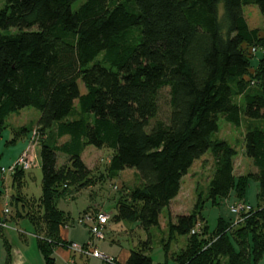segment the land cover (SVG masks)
I'll use <instances>...</instances> for the list:
<instances>
[{
	"label": "trees",
	"instance_id": "1",
	"mask_svg": "<svg viewBox=\"0 0 264 264\" xmlns=\"http://www.w3.org/2000/svg\"><path fill=\"white\" fill-rule=\"evenodd\" d=\"M5 1L0 9V137L11 113L38 109L36 134L22 126L6 143L25 135L37 138L43 170L42 193L36 196L21 191L32 168L17 167L6 175L0 166L1 181L6 176L17 188L10 194L15 211L12 204L8 213L0 210L5 264L12 259V242L4 224L23 219L33 226L43 264H60L55 248L72 242L63 239L61 229L75 220L58 201L127 168L136 169L142 182L117 188L121 193L109 219L137 222L149 231L179 195L183 177L208 151L215 168L207 194L212 204L232 190L238 202L248 203L244 196L251 178L260 183V202L239 213L236 222L220 217L210 232L202 213L206 200L199 198L192 212L168 222L169 235L162 239L166 253L176 235H188L175 256L180 264H221L223 259L260 264L264 126L246 132L244 152L258 170L241 176L234 172L236 148L213 134L220 115L236 124L243 113L264 119V34L249 25L244 10L257 5L264 17V0H84L77 9L78 0ZM259 50L262 56L252 67ZM165 88L169 114L162 118ZM236 98L244 99L245 107ZM90 145L112 150L107 173L96 174L85 163ZM60 154L66 156L63 164ZM88 208L79 221L93 232L85 218L97 222L101 208ZM140 243L143 247L132 248L125 262L74 251L79 258L73 264H93L91 257L103 264H153L147 251L151 239ZM86 246L102 252L92 240Z\"/></svg>",
	"mask_w": 264,
	"mask_h": 264
},
{
	"label": "rangeland",
	"instance_id": "2",
	"mask_svg": "<svg viewBox=\"0 0 264 264\" xmlns=\"http://www.w3.org/2000/svg\"><path fill=\"white\" fill-rule=\"evenodd\" d=\"M84 0H78L73 4V8L77 9ZM5 0H0V9L4 6ZM245 14L248 18L249 25L251 27L259 28L261 33L264 34V17L260 12L257 5H247L244 7ZM262 51L259 50L251 60L252 67H256ZM82 86V85H81ZM83 90H84V86ZM168 91L169 88H165L162 91L160 100L161 113L160 116L165 118L169 114L168 105ZM236 101L240 102L245 107L244 99L236 98ZM40 117V111L34 107H25L19 111L11 113L7 119V128L3 132V136L0 137V166L10 167L26 150L29 146L34 148L31 155L38 159L40 155V144L36 142L37 138H33L32 141L26 135L20 138L15 144L7 145V140L13 138L16 130L22 126L29 128V131L33 133V136L38 131L37 124ZM264 126V119H254L247 117L244 113L241 115L240 124L227 121L224 116H219V130L213 134V139H220L227 141L231 146L236 148L237 156L235 157V174L236 176L246 175L251 172H257V167L254 165L253 159L246 156L244 152V137L247 130L250 127ZM30 134V133H29ZM30 141V142H29ZM112 155V150L109 148H97L95 146H88L84 153L83 159L92 172L100 174L101 172L107 173V162ZM66 162V156L60 154L59 164ZM214 161L211 151L205 153L200 159L196 160L193 166L190 168L189 173L183 177L182 187L179 195L171 202L169 207H166L160 216L159 225L153 226L149 231L144 230L138 223L129 221H113L112 218L107 222L104 233V238H98L93 236V232L90 231L89 223L83 220L79 221L80 216L84 214V210H97L101 208L102 212L109 214L111 217L116 212V199L120 196L118 187L122 186L133 187L139 185L142 179L136 169L127 168L123 170L118 176L110 178L106 177L105 181H98L97 184L83 189L81 192L74 195V197L65 199L61 198L58 201V206L68 212L74 218L75 223L62 227L61 234L67 241H72L62 247L57 245L55 248V254L60 264H67L68 259L71 258L70 264L75 262V259L79 258L78 253H74L72 250L73 243L81 245V247H87L86 242L94 241V246L99 248L105 255H117L126 253V250L130 252L132 248L143 247L140 243L142 240L151 239V248L148 249V253L153 259V264H160L167 262V264H180L175 256L187 245L188 235H176V239H173L169 248V253H166L164 245L162 243L163 238H167L169 235L168 222L175 221L177 215L183 213H190L193 211L198 199H205V207L202 213L209 226V231L214 230L219 222L220 217L226 220H232L234 222L239 220V213L231 211L232 207L238 203L234 190L231 194L224 198H219L218 204H212L210 199H207L209 191V183L214 173ZM8 175V173L6 174ZM43 170L42 167H33L29 171L27 182L22 188L23 193L41 195ZM0 173V210L5 207L7 202L10 208V194L15 192V189L11 185V179L3 177ZM260 189V183L258 180L251 178L247 190L245 193V200L254 207L259 204L258 193ZM13 194V193H12ZM13 205V204H12ZM11 208L15 211L14 205ZM241 211L240 213H242ZM5 235L12 242V259L8 264H43V257L40 253L37 240L33 233V226L27 219L17 221H9V227L5 228ZM75 241V242H74ZM85 255V254H84ZM93 264H103L102 260L91 257ZM7 260V251L3 243V238L0 237V264H5ZM221 264H226V260L223 259ZM260 264H264V257L260 261Z\"/></svg>",
	"mask_w": 264,
	"mask_h": 264
},
{
	"label": "built area",
	"instance_id": "3",
	"mask_svg": "<svg viewBox=\"0 0 264 264\" xmlns=\"http://www.w3.org/2000/svg\"><path fill=\"white\" fill-rule=\"evenodd\" d=\"M34 151V148L29 146L26 150L22 152V154L16 159V161L11 165L10 167H2V172L4 174H10L15 168H23L25 170H29L33 167H37L39 165L38 159L35 157L32 153ZM32 153L33 155H31ZM5 213H8L9 209L7 206V203L5 204V207L3 208ZM252 206L250 204H247L245 202H238L235 204L231 211L234 213H240L241 211H247L251 210ZM110 218V215L105 212H100L97 217V222L95 219L91 218L90 216H86L85 220L88 222L93 223V235L98 238H103L105 236L104 233V226L107 220ZM5 226L9 227L7 224H4ZM72 250L78 253H83L88 256H94L101 259H109L111 260V257L108 255H105L104 253L100 252L98 249L93 247H81V245L77 244L76 242L73 243Z\"/></svg>",
	"mask_w": 264,
	"mask_h": 264
},
{
	"label": "crops",
	"instance_id": "4",
	"mask_svg": "<svg viewBox=\"0 0 264 264\" xmlns=\"http://www.w3.org/2000/svg\"><path fill=\"white\" fill-rule=\"evenodd\" d=\"M175 200V199H174ZM173 200V201H174ZM95 207H93V209H94ZM91 212V211H90ZM62 235V234H61ZM62 237H63V235H62ZM63 239H65V238H63ZM75 242V241H74ZM129 255H130V252L128 251V250H126V253H121L119 256H117V255H114V256H116L120 261H122V262H125L126 260H127V258L129 257ZM69 260H71V258H69L68 259V262H67V264H70V261ZM92 260V259H91Z\"/></svg>",
	"mask_w": 264,
	"mask_h": 264
}]
</instances>
